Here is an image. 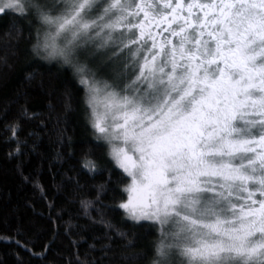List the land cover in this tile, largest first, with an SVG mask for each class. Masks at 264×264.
Wrapping results in <instances>:
<instances>
[{
	"label": "snow or ice",
	"instance_id": "1",
	"mask_svg": "<svg viewBox=\"0 0 264 264\" xmlns=\"http://www.w3.org/2000/svg\"><path fill=\"white\" fill-rule=\"evenodd\" d=\"M0 16L13 21L0 32L11 41L0 47V72L13 68L23 40L30 57L55 62L73 82L57 89L25 74L46 104L30 108L31 92L17 93L24 103L14 101L17 113L4 123L16 145L9 155L27 147L38 169L47 160L53 187L67 193L63 203L78 198L86 218L70 215L61 232L64 209L38 178L24 176L48 211L27 200L31 217L0 240L46 264H264V0H0ZM73 85L96 142L82 151L80 168L108 174L94 199L79 170L61 174L53 165L74 155L64 152ZM21 120L36 122L23 138ZM105 157L123 173L112 203L104 201L113 183ZM117 208L127 220L149 222L141 227L157 235L147 248L106 218ZM94 226L103 231L82 257L83 233ZM36 237L44 241L39 251ZM65 240L70 250L54 247Z\"/></svg>",
	"mask_w": 264,
	"mask_h": 264
},
{
	"label": "trees",
	"instance_id": "2",
	"mask_svg": "<svg viewBox=\"0 0 264 264\" xmlns=\"http://www.w3.org/2000/svg\"><path fill=\"white\" fill-rule=\"evenodd\" d=\"M13 23L9 16H0V32L5 30L8 25ZM6 38L0 36V47H4L10 44ZM27 43L23 40L18 45V55L14 59L13 68L8 70L4 69L0 72V109H3L6 102L12 101L9 105L7 116L0 115V235H10L13 232L18 220H26L31 217V209L26 206L27 200H34L37 211H44L47 213L48 209L44 205L43 201L39 200L34 195L33 185L31 182H25L24 176L30 178H38L39 181L47 189L49 198L55 199L56 204L62 207L64 211L61 213L63 220L61 221V232L63 231V221H67L71 215L74 219L78 213H81L79 217L80 223H85L86 218L83 217V210L80 208L79 199L77 198L74 203H63L66 199L67 193L60 190L58 191L53 187L52 174L49 171L48 161L46 160L42 168H37V157L34 155H28V148L25 147L20 154L10 152L15 148V142L7 141L5 139L6 133L4 132L5 120H11L17 113L18 105L14 101H19L20 104L24 103L23 99L17 95L21 90H27L31 92L32 99L28 102L30 108H36L40 110L45 109L46 99L42 94H39L35 88L27 87V81L25 80V74L31 72L34 74L36 81L43 79L46 83L53 82L54 87L61 88L62 83L67 86L68 83H73L70 71H66L57 66L55 62L46 63L38 59L30 57L26 53ZM2 54V53H0ZM77 88V95L73 99V111L68 115V127L67 134L72 138L71 149L67 146L64 148L65 154L70 150L74 153L72 158L66 163L53 161L54 170H58L59 173H64L69 167H74L81 172L80 183L85 186L84 191L90 193L87 197L94 199L95 197V185L104 181L107 172L103 169L96 173L94 176H89L87 171L80 168V159L82 151L85 150L87 143H96L92 140L86 132V122L84 120L83 113L80 108V97L83 95L82 90H79V86L73 85ZM54 102H56L59 108L63 99L59 93L54 94ZM20 136L23 138L30 128L35 127L36 122H28L21 120ZM51 133V126L49 128ZM67 144V141L65 142ZM47 137L42 141V147L46 148ZM99 153H94V156ZM109 166L113 172V183L110 184L109 191L104 197L105 203H112L115 199L114 192L119 193V187L115 183L119 175H123L120 169L116 168L113 162L108 157ZM20 165L18 169L17 165ZM21 172L23 175H21ZM69 175L73 173L69 172ZM127 179V177H125ZM61 182V176L58 174L55 179V183ZM95 215V210H90ZM106 218L121 230L129 233V237L135 239L138 248H147L150 243L156 238V232L149 230L147 227H141L149 222H132L123 217L122 210L116 209L115 211H109L106 214ZM135 225V227H133ZM103 228L100 226H94L91 230L83 233L87 238L86 242L80 244V253L83 257L87 248V243L91 242L92 236L97 232H102ZM24 239V237H20ZM43 239L36 237L33 238L36 250L39 251L43 244ZM64 244L58 243L54 247L61 248V251H68ZM20 255L25 260L26 264H46L45 261H41L38 258H29L28 254L22 249L18 248L13 242H5L0 240V261L2 264H17V258L15 253ZM53 258V253H49V259ZM90 258V257H89Z\"/></svg>",
	"mask_w": 264,
	"mask_h": 264
},
{
	"label": "rangeland",
	"instance_id": "3",
	"mask_svg": "<svg viewBox=\"0 0 264 264\" xmlns=\"http://www.w3.org/2000/svg\"><path fill=\"white\" fill-rule=\"evenodd\" d=\"M108 72V70L107 69H105L104 70V73H107ZM109 158V157H108ZM110 159V158H109ZM113 164H114V162H113ZM125 199H126V196H125ZM131 221V220H130ZM132 222H134V221H132ZM140 222H147V221H140ZM135 223H137V222H135Z\"/></svg>",
	"mask_w": 264,
	"mask_h": 264
}]
</instances>
